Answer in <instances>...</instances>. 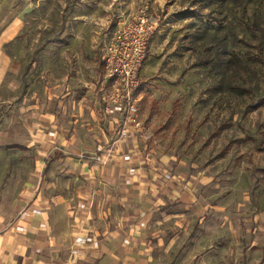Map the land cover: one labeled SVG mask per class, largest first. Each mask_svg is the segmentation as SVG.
I'll list each match as a JSON object with an SVG mask.
<instances>
[{
	"label": "rangeland",
	"instance_id": "obj_1",
	"mask_svg": "<svg viewBox=\"0 0 264 264\" xmlns=\"http://www.w3.org/2000/svg\"><path fill=\"white\" fill-rule=\"evenodd\" d=\"M144 6L160 21L141 64L136 134L153 150L156 172L186 188L183 203L168 201L162 212L171 215L151 226L166 241L172 234L175 251H156L152 264H264V104L252 108L264 57L257 61L258 40L231 0H0V24L14 19L20 28L4 44L19 69L4 84L0 128L11 108L32 94L41 103L45 90L73 77L78 58L100 99L106 52ZM248 18L264 25V0L246 4ZM224 29L235 35L234 52L246 54L243 68L215 62ZM106 192L110 211H119L116 184Z\"/></svg>",
	"mask_w": 264,
	"mask_h": 264
},
{
	"label": "crops",
	"instance_id": "obj_2",
	"mask_svg": "<svg viewBox=\"0 0 264 264\" xmlns=\"http://www.w3.org/2000/svg\"><path fill=\"white\" fill-rule=\"evenodd\" d=\"M19 29L14 19L0 24V111L5 81L19 69L4 44ZM83 69L78 58L73 77L45 90L41 103L32 94L23 107H10L0 128V264H152L156 251L175 252L172 234L166 241L151 226L171 215L162 212L168 201L183 203L186 188L156 172L141 134L115 142L104 164L89 158L112 132ZM113 183L119 211L112 213L106 190ZM75 236L97 245L72 255Z\"/></svg>",
	"mask_w": 264,
	"mask_h": 264
},
{
	"label": "built area",
	"instance_id": "obj_3",
	"mask_svg": "<svg viewBox=\"0 0 264 264\" xmlns=\"http://www.w3.org/2000/svg\"><path fill=\"white\" fill-rule=\"evenodd\" d=\"M159 21V18L151 16L147 6H144L124 24L118 38L106 52L104 83L107 90L100 96L99 102L102 114L112 132V138L106 144H97L94 154L89 157L93 161L106 163L115 142L142 129L139 107L140 69L149 40L159 28ZM122 157L129 160L131 155L126 153ZM163 175L171 178L167 173ZM85 243L97 245L96 240H90L86 236H75L70 253L78 254Z\"/></svg>",
	"mask_w": 264,
	"mask_h": 264
},
{
	"label": "trees",
	"instance_id": "obj_4",
	"mask_svg": "<svg viewBox=\"0 0 264 264\" xmlns=\"http://www.w3.org/2000/svg\"><path fill=\"white\" fill-rule=\"evenodd\" d=\"M251 0H231L232 4H235L237 6L240 7V19H241V23L246 27L247 31H249V33L255 37L258 40V56H257V61L260 62V58L264 57V25L262 23H259V21L256 18H253L252 20L248 18V20L246 19V4L249 3ZM227 29H229V31L234 28V25L232 23H229L227 27H225ZM216 30V29H215ZM225 30V34L220 37L219 40H217L218 42H221V44L218 46V48H216V54L215 57L216 59V63L222 67H227L229 65H231L232 63H241L242 68L246 65L245 63L247 62L246 60V54L242 53L243 56H238L233 49V45L235 43L234 37L235 35H231L230 33L227 32L226 29ZM208 35L212 36L213 39L215 40V36H216V32H210L209 30L207 31ZM153 36V34H152ZM151 36V38H152ZM150 38V39H151ZM150 42V40H149ZM219 54V57H218ZM146 58V56L144 57V59ZM143 59V61H144ZM244 59V60H243ZM212 61V60H210ZM214 62V63H215ZM142 82L140 83V88H142ZM262 84V87H261ZM253 88V89H252ZM252 92L255 94L256 96V101L255 104L252 105V108H257L260 105L264 104V70H262L261 74L258 76L256 84L254 87H252ZM54 160V157L51 158L48 163H50L51 161ZM262 251L264 254V226H263V244H262Z\"/></svg>",
	"mask_w": 264,
	"mask_h": 264
}]
</instances>
